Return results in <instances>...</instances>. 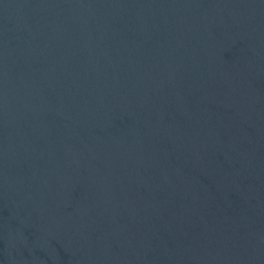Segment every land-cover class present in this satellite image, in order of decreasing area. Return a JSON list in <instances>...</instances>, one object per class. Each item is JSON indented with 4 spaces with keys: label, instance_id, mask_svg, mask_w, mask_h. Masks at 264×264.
Returning a JSON list of instances; mask_svg holds the SVG:
<instances>
[{
    "label": "water",
    "instance_id": "1",
    "mask_svg": "<svg viewBox=\"0 0 264 264\" xmlns=\"http://www.w3.org/2000/svg\"><path fill=\"white\" fill-rule=\"evenodd\" d=\"M0 264H264V0H0Z\"/></svg>",
    "mask_w": 264,
    "mask_h": 264
}]
</instances>
